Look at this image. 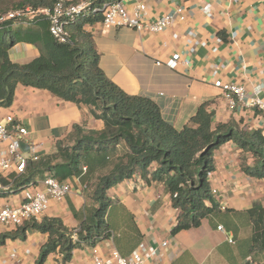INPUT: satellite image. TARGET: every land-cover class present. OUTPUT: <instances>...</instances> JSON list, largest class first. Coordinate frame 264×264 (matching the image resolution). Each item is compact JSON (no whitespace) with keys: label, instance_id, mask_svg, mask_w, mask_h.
<instances>
[{"label":"crops","instance_id":"obj_1","mask_svg":"<svg viewBox=\"0 0 264 264\" xmlns=\"http://www.w3.org/2000/svg\"><path fill=\"white\" fill-rule=\"evenodd\" d=\"M96 1L100 4L104 0ZM146 2L149 20L174 15L177 8L182 9L183 20L174 16L172 25L160 34L127 27L104 29L99 22L89 26L87 31L93 36L105 76L126 94L153 101L162 118L178 132L189 124L200 105L208 102L213 124L225 123L243 131L260 129L263 135L264 112L240 105L229 109L214 82L242 85L248 95L260 86L258 96L264 101V0ZM188 34H196L202 41L193 54L188 51ZM175 53L187 63L171 70L165 62ZM37 56L38 47L28 43H17L8 51L9 60L16 64H26ZM8 114L26 127L38 158L54 152L57 142L70 144L68 135L73 125L88 130L103 127L87 107L23 86L16 87L10 107L0 108V118ZM21 148L28 153L27 143ZM243 158L252 164L250 153L232 140L213 151L214 171L209 184L216 191L220 210L204 218L199 227L175 235L171 228L177 212L162 183L147 185L131 178L109 188L106 196L111 203L105 215L109 236L75 249L68 264H91L94 255L105 258L113 249L128 257L142 244L157 248L156 256L147 264H243L252 258L260 264L264 251L249 252L252 224L247 212L254 205L264 208V180L241 170ZM98 159L94 153L83 157L81 174L64 181L69 183L70 192L60 202L50 200L49 209L37 222L43 217L58 218L68 229L79 227L98 207L91 198L97 178L112 169V159L101 163ZM37 187L39 182L0 196V209L21 204ZM219 226L223 231L217 229ZM16 227L0 228V233ZM47 239L46 233L28 229L23 239L6 240L0 247V264H35ZM162 241L168 242L165 248L159 247ZM60 260L56 251L44 264H60Z\"/></svg>","mask_w":264,"mask_h":264},{"label":"trees","instance_id":"obj_2","mask_svg":"<svg viewBox=\"0 0 264 264\" xmlns=\"http://www.w3.org/2000/svg\"><path fill=\"white\" fill-rule=\"evenodd\" d=\"M58 0H0V15L29 7L51 9ZM77 2V0L73 1ZM94 4L99 2L93 0ZM101 20L89 15L65 26L68 42L60 43L49 32V22L37 17L26 25L13 21L0 23V108L10 107L17 86L47 91L59 100L85 106L103 124L100 130L73 125L70 144L57 142L55 151L29 161L19 176L0 175V196L35 186L47 177L59 182L79 176L83 157L94 153L98 162L112 159V169L96 180L92 200L98 207L76 229H68L58 218L43 217L24 222L15 230L0 233V247L6 240L23 239L26 231L48 235L35 264H44L49 254L58 251L60 264H68L75 249L92 246L109 236L105 221L111 201L106 191L131 178L144 184L162 183L176 210L171 234L200 226L202 220L220 210L212 195L209 175L214 171L213 151L232 140L249 152L252 164L243 158L241 170L252 178L264 180V137L262 130H239L229 124H213L209 103L200 105L197 114L181 131L166 122L158 106L142 96L126 94L99 67V54L87 28ZM224 38L225 34L220 33ZM17 43L38 47L39 56L26 64L12 63L9 49ZM122 149L118 151V148ZM39 178V179H38ZM39 180V181H38ZM252 224L249 252L264 251V208L248 210ZM243 264H251L246 261Z\"/></svg>","mask_w":264,"mask_h":264},{"label":"built area","instance_id":"obj_3","mask_svg":"<svg viewBox=\"0 0 264 264\" xmlns=\"http://www.w3.org/2000/svg\"><path fill=\"white\" fill-rule=\"evenodd\" d=\"M182 12L181 8H177L174 15L149 20L146 0H104L98 5L94 4L93 0L77 2L58 0L51 9L32 10L26 7L9 11L0 15V23L10 20L17 25H26L37 17H43L49 22L50 34L60 43H67L68 34L65 26L85 16L100 15L99 23L104 29L127 27L137 32L146 30L152 34H160L172 25L174 16L183 20ZM187 36L191 44L188 51L193 54L202 41L196 34ZM182 63L186 64L187 60H182L180 54L175 53L165 62V65L174 70L178 64ZM214 86L220 89L229 109L240 105V107L264 112V101L258 96L261 92L260 86L255 88L253 95H248L245 88L236 83L215 81ZM28 135L26 127L11 114L0 118V175L19 176L25 171L29 161L38 159L36 148L29 142ZM22 143H27L28 153L22 150ZM37 188L38 190L25 198L21 204L4 206L0 209V228L20 226L31 220L37 221L49 209L50 200L60 202L71 190L69 183L59 182L52 177L39 182ZM0 190L6 191L7 188L0 186ZM212 195H216L215 190H212ZM217 229L223 231L221 226ZM167 245V241H162L159 247L165 248ZM156 253L155 246L142 244L128 257L121 256L115 249L105 258L94 255L91 258V264H147L156 256Z\"/></svg>","mask_w":264,"mask_h":264},{"label":"rangeland","instance_id":"obj_4","mask_svg":"<svg viewBox=\"0 0 264 264\" xmlns=\"http://www.w3.org/2000/svg\"><path fill=\"white\" fill-rule=\"evenodd\" d=\"M1 1H5V3H9V2H14V1H17V0H1ZM252 258V257H251ZM251 264H259V263H257V262H254L253 261V258L252 259H249L248 260ZM260 264H264V261L262 262H260Z\"/></svg>","mask_w":264,"mask_h":264}]
</instances>
